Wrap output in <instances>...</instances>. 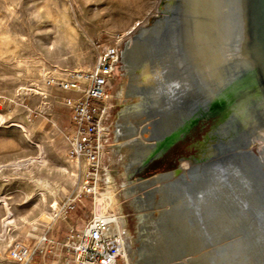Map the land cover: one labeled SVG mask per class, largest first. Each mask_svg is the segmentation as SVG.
Segmentation results:
<instances>
[{
  "label": "rangeland",
  "instance_id": "374dc122",
  "mask_svg": "<svg viewBox=\"0 0 264 264\" xmlns=\"http://www.w3.org/2000/svg\"><path fill=\"white\" fill-rule=\"evenodd\" d=\"M183 1L163 20L162 28L131 41V61L137 70L130 82L134 93L123 101L118 97L127 85L124 57L110 79V131L99 184L101 194L109 198H104L102 209L113 207L112 190L127 219L130 264H264V226L249 210L252 205L264 215V202L244 176L252 171L228 158L232 187L223 182L211 157L200 163L181 160L200 153L192 142L221 116L196 118L199 112L195 116L192 109L198 103L204 107L199 100L227 102L231 96L225 91L227 71L211 79L199 76L194 61H188L186 45L194 37L213 36L216 29L229 34L232 23L226 7L217 9L213 0ZM127 3L136 6L124 9ZM162 5L161 0H0V264H18L9 256L15 241L34 250L30 264H65L68 255L62 244L68 228H81L100 212L96 211L100 203L88 194L73 209H60L55 216L57 203L63 206L81 187L67 137L69 100L80 94L51 85L48 79L63 78L70 70H92L101 47L117 35L124 36V56L132 31ZM127 11L130 14H123ZM242 12L238 9V34H245ZM252 61L247 50L237 70L249 72ZM145 63L150 64V73L142 76L138 71ZM184 97L190 98L188 103ZM137 99L140 108L126 121L116 146L119 113ZM168 101L185 107L182 122L169 124V116L177 114L167 109ZM242 114L248 115L246 110ZM190 117L196 119L184 136L172 134L154 150L170 129L188 123ZM13 123H23L33 142ZM40 155L44 160L36 159ZM192 172L198 176L193 184ZM190 194L202 211L213 207L218 213L189 222L181 211H191ZM116 262L127 264L122 257Z\"/></svg>",
  "mask_w": 264,
  "mask_h": 264
},
{
  "label": "bare ground",
  "instance_id": "6f19581e",
  "mask_svg": "<svg viewBox=\"0 0 264 264\" xmlns=\"http://www.w3.org/2000/svg\"><path fill=\"white\" fill-rule=\"evenodd\" d=\"M213 1L216 2L215 5L217 9L226 7V13H230L229 17L232 19L231 31L227 34L226 30L220 32L216 29L214 35L209 36V38L194 37L188 41V44L186 45L187 58L188 61H194L193 64L196 67V72H198L199 76L202 75L211 79V77L215 76V74L220 71H227L226 77H224L225 81H228L227 86H225V91L230 92L229 94L231 96L227 99V102L213 101L207 103L202 99L199 100L204 104V107L209 108L210 104H212V107L219 108L223 113L217 120H215L210 128L204 132L201 139L192 142L193 145L200 147V153L198 155L191 154L188 157L183 156L181 160L189 158L195 163H200L211 157L213 166L222 172L221 177L223 178V182L232 187L233 185L230 182V174L227 170L226 160L230 158L233 161H239V163L244 164L250 171H252L250 174L245 173L244 176L250 180L251 188L256 191L262 199L261 193L264 191V187L260 188V184H264V128L261 127H264V0H222L218 4V0ZM161 2L163 5L160 9L156 13L149 15L146 22L138 29L136 28V31H132L134 34L130 37L124 56H122L124 57L127 85H125V87L118 93V97L121 101H123L128 94L134 93V90H131L130 88V82L135 77L137 70L131 61V41H136L141 38L143 34L149 30H158L162 28L163 20L167 18L171 11H178L182 7L184 1L161 0ZM240 8L243 11L241 14H243L244 23L246 25L245 34L237 33L238 25L236 22H239L237 14L238 9ZM139 24L140 23H138V25ZM206 40L209 41L206 42ZM246 49L253 57L251 65H254H252L249 72L246 70L242 71V69H239V71H241L239 72L237 67H242L240 63L246 56ZM217 65L220 67L219 69H217ZM138 73L140 75L142 74V76L149 74L150 64L145 63V65L139 69ZM151 77H153V75H151ZM188 99L190 98L184 97V100H186L187 103L189 102ZM137 100L138 103L127 105L119 113V119L116 121V146H119L120 144L119 140L122 138V129L126 121L140 108L141 99ZM212 107L209 110H211ZM255 107H259L257 112L254 109ZM171 108L177 115L169 116L167 119L169 124L178 123L177 121L182 122V114L185 115L183 108L185 107H183L181 103L180 108L173 104L170 105V102L168 101L167 109L171 110ZM199 108L198 103L197 107L195 106V108L192 109V111H197L196 113L193 112V115L197 116L199 112L198 117H200L201 113ZM245 110L248 113V115L245 114L247 117L242 114ZM172 111H170V113H172ZM190 118L189 121H192L193 117ZM256 124L259 126L258 128H256ZM12 126L21 128L25 136L33 142L23 123H13ZM175 127H177V124ZM222 140H224L226 144L224 142V144L220 145L219 142ZM35 144L42 152V148L38 142ZM39 158L44 160L41 155L36 159L39 160ZM21 163H17V165L19 166ZM23 164L26 165L24 162ZM239 168L241 169L240 166ZM1 169L2 167L0 166V170ZM192 177L190 183L193 184V182L198 179V176L195 172H192ZM80 189L81 187L79 190ZM109 196L112 201V208L115 209L117 213L121 214L120 220H122L123 224H127L126 217L121 213V205L116 201L112 190H109ZM105 197L107 196L101 194V197L97 196L96 200L98 203L103 204ZM44 198L45 195L43 194L42 199ZM249 206L251 207V205ZM55 208L56 216L61 209V204L58 205L57 203ZM6 210V213L9 216L11 210L7 204ZM122 216L125 217V219H123ZM259 216V219L264 222V215L261 214L260 211ZM5 220H7V218H5L4 221ZM129 236H127L125 240L122 254L119 257H122L127 264H130L129 256L130 246L132 244L129 240ZM116 263L117 262L114 264Z\"/></svg>",
  "mask_w": 264,
  "mask_h": 264
},
{
  "label": "built area",
  "instance_id": "2783aa9c",
  "mask_svg": "<svg viewBox=\"0 0 264 264\" xmlns=\"http://www.w3.org/2000/svg\"><path fill=\"white\" fill-rule=\"evenodd\" d=\"M123 38L117 35L111 43L101 47L92 70H70L63 78L48 79L51 85L80 94L69 100L71 121L67 137L70 142L69 157L79 167L81 189L61 206L63 212L73 209L83 195H93L96 200L101 194L99 184L110 131L107 124L110 115L108 88L121 62ZM106 182L109 183L108 179ZM96 211L100 212L95 213L81 228H68L62 244L68 255L65 264H114L122 254L129 231L127 224L120 220L121 214L112 207L110 210L102 209L101 203ZM49 242L55 243L53 239ZM57 251L56 246L54 252ZM9 256L18 264H30L34 250L26 243L15 241Z\"/></svg>",
  "mask_w": 264,
  "mask_h": 264
},
{
  "label": "water",
  "instance_id": "95a60500",
  "mask_svg": "<svg viewBox=\"0 0 264 264\" xmlns=\"http://www.w3.org/2000/svg\"><path fill=\"white\" fill-rule=\"evenodd\" d=\"M212 107V104H210V107L208 108H206V107H203V108H199L200 109V117H196V118H201V117H209V116H211L212 114H214V113H221V115H222V111L219 109V108H217V107H212V109L211 110H209L210 108ZM213 108H215V109H213ZM209 110V111H208ZM196 118H194V119H196ZM193 120V119H192ZM192 121H188V123H184V124H182L181 126H178V127H175V128H173V129H170V131H168L160 140H159V142L157 143V145H156V147L154 148V150L157 148V147H159V146H161L162 145V143L166 140V138H168V137H170L172 134H179L180 136H184L185 135V133H186V131H187V128H188V126L190 125V123H191ZM259 126L256 124V128H258ZM261 130V129H260ZM153 150V151H154ZM152 151V152H153ZM143 166V163L141 164V166L139 167V168H141ZM161 173V172H160ZM264 187V184L262 185V184H260V188H263ZM261 195H262V203L264 202V191H262V193H261ZM189 199L190 200H192V199H194V200H192L191 202H190V204H189V206H190V210L191 211H181L182 212V214L183 215H186V213L188 214L187 215V220L189 221V222H191L192 223V217L194 218L195 217V219L196 218H198V219H200V220H203L204 218L203 217H208V216H213V214H216V213H218V211H212V208H211V211H207L206 210V208L204 209L205 211H202V209H200V207L198 206L199 205V203L200 202H195V198H194V195L192 196L191 194H190V196H189ZM189 200V201H190ZM187 204V203H186ZM185 204V205H186ZM188 205V204H187ZM210 206H213V204H211ZM208 207V206H207ZM250 209V211H251V213L253 214V215H255V217H259L260 218V216H259V211H261V209L259 210V209H256V207H254V206H252L251 205V207H249ZM261 208H263V210L262 211H264V203L262 204V206H261ZM192 209H195V211H192ZM208 209V208H207ZM237 212H239V211H237ZM258 218V219H259ZM259 223L262 225V227L264 226L263 225V221H261V219H259Z\"/></svg>",
  "mask_w": 264,
  "mask_h": 264
},
{
  "label": "crops",
  "instance_id": "0c3cea01",
  "mask_svg": "<svg viewBox=\"0 0 264 264\" xmlns=\"http://www.w3.org/2000/svg\"><path fill=\"white\" fill-rule=\"evenodd\" d=\"M135 4H133V3H127V4H125L124 6H123V8L125 9V8H135ZM122 8V9H123ZM123 14H130V11H127V12H124ZM66 259H67V257H66Z\"/></svg>",
  "mask_w": 264,
  "mask_h": 264
}]
</instances>
